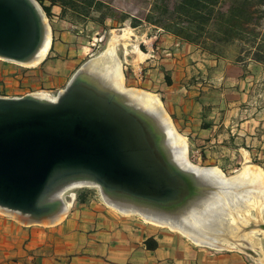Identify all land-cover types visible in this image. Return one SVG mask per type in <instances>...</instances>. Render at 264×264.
Masks as SVG:
<instances>
[{
	"label": "water",
	"instance_id": "1",
	"mask_svg": "<svg viewBox=\"0 0 264 264\" xmlns=\"http://www.w3.org/2000/svg\"><path fill=\"white\" fill-rule=\"evenodd\" d=\"M45 17L36 0H0V59L38 62ZM97 58L54 101L33 93L0 97V213L24 226H54L71 199L61 198L64 191L95 186L121 213L206 231L220 216L217 207L238 196L235 183L182 162L163 113L118 90ZM255 228L264 232V224Z\"/></svg>",
	"mask_w": 264,
	"mask_h": 264
},
{
	"label": "crops",
	"instance_id": "2",
	"mask_svg": "<svg viewBox=\"0 0 264 264\" xmlns=\"http://www.w3.org/2000/svg\"><path fill=\"white\" fill-rule=\"evenodd\" d=\"M119 18L113 11L110 20ZM129 25L123 31L140 27L135 20ZM150 26L164 34L148 40L131 37L134 52L144 59L126 70L125 86L160 102L188 150L202 155L204 167L232 176L248 167L264 175V79L244 76L240 66L221 67L232 60L204 48L197 34ZM145 42L148 50L139 53L137 47ZM231 71L238 74L230 76ZM251 161L257 166L238 171ZM258 243L261 251L255 252L264 259V234ZM32 258L34 264H264L238 249L199 246L97 198L75 200L65 218L51 227L24 226L0 215V264H27Z\"/></svg>",
	"mask_w": 264,
	"mask_h": 264
},
{
	"label": "rangeland",
	"instance_id": "3",
	"mask_svg": "<svg viewBox=\"0 0 264 264\" xmlns=\"http://www.w3.org/2000/svg\"><path fill=\"white\" fill-rule=\"evenodd\" d=\"M36 1L46 14L52 30L51 50L44 62L34 67H24L0 59V97H21L36 92L56 95L66 87L83 63L105 53L114 32L122 34L127 31L123 29L130 26L131 20L140 25L137 30L128 29L134 40L135 35L148 40L164 34V31L150 24L165 31L166 27H173L180 33L197 34L204 48L232 60L221 63V67L226 68L227 64L240 66L244 76L264 79V0ZM93 1L97 4L94 5ZM45 7L50 8L49 14ZM113 11L117 12L122 23L110 20ZM133 44L136 43L130 42L126 47L121 44L117 48L124 74L133 61L139 64L144 59L134 52ZM151 45L155 46V43ZM137 49L146 53L148 46L145 42V45L141 44ZM229 74L236 76L238 73L231 71ZM195 152L188 150L189 159L196 165L204 166L202 155ZM245 165L257 166L252 161L247 162L238 171ZM225 174L232 176L235 173ZM73 193L77 202L94 198L101 200L96 188H79ZM255 207L252 217L264 224V211L258 212ZM253 225L254 222H250V226ZM260 234L264 232L258 231L255 234L257 246H260ZM27 264H34V259L28 260Z\"/></svg>",
	"mask_w": 264,
	"mask_h": 264
},
{
	"label": "bare ground",
	"instance_id": "4",
	"mask_svg": "<svg viewBox=\"0 0 264 264\" xmlns=\"http://www.w3.org/2000/svg\"><path fill=\"white\" fill-rule=\"evenodd\" d=\"M45 22L47 23V37H46V43L42 50L41 58L38 62L28 66V67H34L40 63L44 59H46L47 55L49 54V51L51 50L52 45V30L50 27V24L47 20V17H45ZM132 32L130 30L124 31L122 34H117L114 32V35L112 37V40L110 42L109 49L98 56V62L103 65L105 69L108 70V73L113 76V85L116 86V88L122 92H128L132 95L135 99H142L144 102V106L146 108H149L152 111H156L159 113L161 111L163 113L162 120L165 121L171 132L175 135L176 144L181 148L182 150V162H187L189 166L195 167V168H211L210 170L214 171L216 174L220 175L222 178L233 181L236 185V188L234 190V193L238 195L235 197L232 202L228 205H221L217 207L218 213L220 214L219 218L211 217L212 219L206 224L205 230H190V229H184V227H172L170 226L169 222L165 221H155L153 217L147 218L145 215L141 213H135L134 211H128L126 213H121L117 207H113L108 205L100 192V189L95 186H78L75 188L68 189L64 191L61 195V198L65 200L66 196H69L71 199L69 202H66V211L59 217V220L56 222H61L65 216L68 214L71 206L74 204L76 200V195L73 193L74 190L79 188H96L99 191L101 200L103 203L108 206L109 208H112L113 210H116L117 212L123 214V215H137L140 218H142L144 221L160 226V227H166L170 230L176 231L190 239L193 243L209 247L211 249L215 250H223V249H238L242 252L246 253V250H258L261 251V247L257 246V238L255 239V234L259 232H263L262 230L255 228V229H249L250 222H254V225H261L262 222H257L255 218L252 217V211L255 207L258 212L264 211V175L258 171L249 169L248 167H245V170H243L242 173L228 177L225 174H223L220 170H218L215 167H204L200 165L194 164L188 156V146L187 143L182 139V137L177 132L172 120L165 112L164 108L160 104V102L155 99L151 93H147L145 91H142L137 88H128L125 86V75L123 71V65L120 60V58L117 55V48L119 45L123 44L125 47L129 45L130 42H132ZM139 52V50H138ZM141 53V52H139ZM96 58V57H95ZM61 92V91H60ZM58 92L56 95H50L47 93L42 92H36L33 93L34 96L41 98V99H47L54 101L57 99ZM254 212V211H253ZM210 217L208 218V220ZM257 260L260 263H264V259L261 257H257Z\"/></svg>",
	"mask_w": 264,
	"mask_h": 264
},
{
	"label": "trees",
	"instance_id": "5",
	"mask_svg": "<svg viewBox=\"0 0 264 264\" xmlns=\"http://www.w3.org/2000/svg\"><path fill=\"white\" fill-rule=\"evenodd\" d=\"M45 11L49 14L50 13V8L49 7H45ZM149 247H154L155 245H152V244H150V242H149Z\"/></svg>",
	"mask_w": 264,
	"mask_h": 264
},
{
	"label": "built area",
	"instance_id": "6",
	"mask_svg": "<svg viewBox=\"0 0 264 264\" xmlns=\"http://www.w3.org/2000/svg\"><path fill=\"white\" fill-rule=\"evenodd\" d=\"M198 154V153H197Z\"/></svg>",
	"mask_w": 264,
	"mask_h": 264
}]
</instances>
